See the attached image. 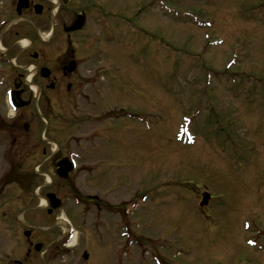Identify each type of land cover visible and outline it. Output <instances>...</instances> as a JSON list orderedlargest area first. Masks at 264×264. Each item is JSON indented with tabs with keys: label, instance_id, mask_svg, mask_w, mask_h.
Segmentation results:
<instances>
[{
	"label": "rangeland",
	"instance_id": "1",
	"mask_svg": "<svg viewBox=\"0 0 264 264\" xmlns=\"http://www.w3.org/2000/svg\"><path fill=\"white\" fill-rule=\"evenodd\" d=\"M114 2L106 27L92 24L83 39L86 45L96 35V64L84 74L100 69L101 102L80 116L78 161H97L82 137L110 125L113 145L105 150L113 170L74 180L81 199L107 198L114 210L97 211L94 199L85 206L69 200L50 215L38 209L48 191L37 171L41 148L22 142L19 157L10 158L11 137L2 134L0 177L14 163L19 177L0 178V254L21 245L23 220L38 239L64 236L59 215L76 241L61 246L54 264H113L124 235L133 242L122 248L121 264H156L149 257L156 245L164 264H264V0ZM4 11V19L13 14L9 5ZM0 102L11 121L2 93ZM99 108L112 118L93 121ZM187 123L192 145L177 137ZM31 129L24 140L48 138L42 127ZM205 192L211 199L200 206Z\"/></svg>",
	"mask_w": 264,
	"mask_h": 264
},
{
	"label": "flooded vegetation",
	"instance_id": "2",
	"mask_svg": "<svg viewBox=\"0 0 264 264\" xmlns=\"http://www.w3.org/2000/svg\"><path fill=\"white\" fill-rule=\"evenodd\" d=\"M2 1L0 2V94H3L4 104L8 108L5 97L9 93L12 102L17 106V111L11 121H6L0 102V136L7 134L11 137L13 155L10 158H15V155L19 157L22 142L24 146L29 145L27 147L32 150L41 148L44 159L39 162L37 171L46 180L48 191L45 197L47 193H54L62 203H67L74 196L80 197L79 190L74 185L76 177L85 175L102 179L109 175L111 177L110 170H113L114 163L106 159L108 152L105 150L113 145V130L110 125L101 128L96 124L98 127L88 131L82 138L88 143V151L97 156V161L77 162L76 168L71 172L68 171L64 178L58 172L60 168L63 170L60 161L69 158L71 152L76 153L82 160L79 147L84 133L79 121L80 116L88 111H94L101 102V82L98 80L100 69H95L97 73L93 75L84 74L89 72L87 69L96 62L93 55L95 50L90 47L95 48L92 42L96 40V35L91 33L86 39V45L83 39L94 27L92 24L98 22L100 25L102 18L112 19L115 12L111 9L115 6V2L114 0H26L24 8L18 13L16 9L18 0H8L4 8L1 6V3H4ZM8 5L9 14H13L4 19V9ZM81 15L84 18L83 26L77 30H68ZM38 19L39 21H36ZM43 19L49 20V27L43 24ZM4 23H8L6 30ZM18 25L22 27L24 34L17 29L13 30ZM44 31L46 33H43ZM41 35L46 36V39ZM22 38L28 40L27 45L21 44ZM96 66L100 68V65ZM101 115L99 108L93 121L100 122ZM31 126L32 129L42 127L44 135L47 134L48 138L24 140L21 134L27 135ZM61 134H65L63 142L54 138ZM76 144L77 148L73 149ZM32 150L27 153L29 157H35L36 151ZM16 166L14 163L11 170L4 172L0 178H18L19 171L15 170ZM92 199L95 201V209H103L106 212L114 209L107 203L109 202L107 198L103 199L95 195L80 199L81 204L85 206ZM44 209L49 215L56 211L52 210L48 213L49 205ZM25 224L29 227L23 231L28 230L30 234L23 236L21 245H11L10 251L0 254V264H54L55 257L63 250L61 246L66 236L41 240L32 236L33 231L30 228L32 223L27 221ZM21 252L25 256H22ZM112 261L114 263L116 259L113 258Z\"/></svg>",
	"mask_w": 264,
	"mask_h": 264
},
{
	"label": "water",
	"instance_id": "3",
	"mask_svg": "<svg viewBox=\"0 0 264 264\" xmlns=\"http://www.w3.org/2000/svg\"><path fill=\"white\" fill-rule=\"evenodd\" d=\"M23 1H24V0H20V1H19V3H18V10H19L21 4L23 3ZM62 162H63L64 165H66L64 161H62ZM65 175H66L65 173L62 174V176H65ZM208 199H209V195H208V194H205V195L203 196V199H202V201H201V204H202V205L207 204ZM49 200H50V202H51V204H52L53 207H57V206L59 205V203H60V201H59L58 199L55 200V197H54L53 194L49 195ZM27 234H29V233L26 232V235H27ZM84 257H86V254H84Z\"/></svg>",
	"mask_w": 264,
	"mask_h": 264
},
{
	"label": "bare ground",
	"instance_id": "4",
	"mask_svg": "<svg viewBox=\"0 0 264 264\" xmlns=\"http://www.w3.org/2000/svg\"><path fill=\"white\" fill-rule=\"evenodd\" d=\"M21 43L24 45V44H25V40H23ZM41 203H42V204L45 203L44 199H42V202H41ZM62 221H63V222H62V223H63L62 226H63V227H64V226L66 227V226H67V224H66V222H65L66 220H65V219H62ZM75 241H76V237H73L69 245H73V244L75 243Z\"/></svg>",
	"mask_w": 264,
	"mask_h": 264
}]
</instances>
